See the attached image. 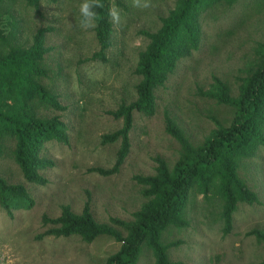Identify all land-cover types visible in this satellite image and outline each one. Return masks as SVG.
<instances>
[{
    "label": "rangeland",
    "instance_id": "1",
    "mask_svg": "<svg viewBox=\"0 0 264 264\" xmlns=\"http://www.w3.org/2000/svg\"><path fill=\"white\" fill-rule=\"evenodd\" d=\"M84 2L44 0L41 14L24 9L20 2L16 5L20 7L17 14L24 18L25 38L41 27H52L46 38L51 48L45 59L49 68L46 82L67 109L47 110L46 114H58L67 123L70 143L45 144L43 155L55 162L43 171L49 180L45 186L29 183L11 157L0 159V175L25 184L34 198L32 208L15 210L13 216L0 206V264L104 263L120 248L113 237L102 235L92 243L77 235L39 239L37 236L45 230L43 214L56 217L63 204L80 212L90 194L98 221L110 222V217L131 220L145 201L142 186L134 176L154 174L157 156L164 157L171 166L179 157L180 144L166 132V113L177 119L193 142H202L216 127V120L227 123L232 111L201 91L208 92L217 75L228 80L237 92L239 70L254 57L257 42L264 41V9L258 6L245 13L241 3L227 12L221 10L215 17L203 15L200 48L182 59L165 86L156 91L154 115L135 112L131 151L119 173L103 176L88 169L114 165L119 142L102 145L101 137L123 124V119L106 111L136 99L140 77L134 70L139 53L148 43L141 30L159 28L160 17L168 14L175 0H140L141 5L147 2L148 8L134 6V0H112L120 20L113 23V44L106 52V61L86 60L100 50V43L94 18V27L81 25L80 5ZM239 172L258 193L259 202L240 204L233 228L225 233L223 220L216 216L217 204L207 202L203 194L191 200L192 190L186 209L188 225L170 226L162 235L165 244L178 242L169 248L172 260L184 264H255L264 258V242L248 234L252 229H264V145L242 164ZM138 264H155L152 252L145 250Z\"/></svg>",
    "mask_w": 264,
    "mask_h": 264
},
{
    "label": "trees",
    "instance_id": "2",
    "mask_svg": "<svg viewBox=\"0 0 264 264\" xmlns=\"http://www.w3.org/2000/svg\"><path fill=\"white\" fill-rule=\"evenodd\" d=\"M44 0H0V159L9 156L31 184L45 186L48 178L43 171L55 162L42 151L47 142L69 144L67 123L60 115L46 111H65L67 106L50 86L46 54L47 32L52 27H41L30 37H24L23 16L16 7L41 14ZM57 1V0H51ZM91 2V0H89ZM103 7L91 9L96 13L95 33L100 50L86 60H107L106 52L113 44L114 24L109 15L112 0H97ZM263 0H175L168 14L160 17L161 25L154 31L143 29L148 38L139 53L134 73L140 77L136 84L137 97L117 109L106 112L123 119L117 130L103 134L101 144L119 142L117 157L112 167H91L89 172L111 176L121 171L130 151V132L135 112L152 116L157 110L156 91L165 86L179 62L197 51L203 40V15L215 17L244 3L243 12L250 8L264 9ZM120 3V2H119ZM221 11V12H220ZM230 31H226L228 34ZM237 92L228 80L214 75L205 96L217 104L230 108L227 123L217 119L216 127L200 143L192 141L177 119L166 113V132L180 144L179 157L171 166L162 156L154 158V174H138L134 178L142 186L145 201L133 212L131 220L110 217V222L96 219L90 194L80 212L70 204L61 206L56 217L43 214L45 230L37 237H69L77 235L87 243L105 235L120 243V248L102 264H138L145 250H150L155 264H184L172 260L169 248L178 242L165 244L164 231L170 226L185 227L187 204L192 191L203 194L207 202L217 204L216 216L224 222V232L233 228L234 214L242 203L259 202L258 193L240 175V168L264 145V41H258L254 57L239 70ZM0 206L10 216L15 210L30 209L34 198L23 183H13L0 175ZM213 212V211H212ZM215 214V212H214ZM248 234L264 242V229H252ZM144 248H148L145 249ZM255 264H264V258Z\"/></svg>",
    "mask_w": 264,
    "mask_h": 264
},
{
    "label": "clouds",
    "instance_id": "3",
    "mask_svg": "<svg viewBox=\"0 0 264 264\" xmlns=\"http://www.w3.org/2000/svg\"><path fill=\"white\" fill-rule=\"evenodd\" d=\"M94 5L96 7H103V5H100L97 0H91V2H89V0H85V2L80 5V13L83 17V19L81 20V25L85 28L95 26L92 23V19L95 17L96 13L91 10ZM134 6L148 8L150 5L147 2L141 5L140 0H134ZM109 15L112 18L113 23H119V13L115 8H110Z\"/></svg>",
    "mask_w": 264,
    "mask_h": 264
}]
</instances>
